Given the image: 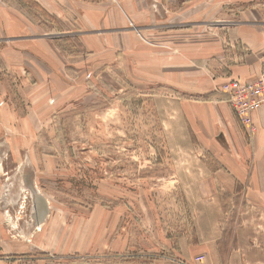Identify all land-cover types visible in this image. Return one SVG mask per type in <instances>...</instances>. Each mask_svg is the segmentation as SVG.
<instances>
[{"label": "rangeland", "instance_id": "1", "mask_svg": "<svg viewBox=\"0 0 264 264\" xmlns=\"http://www.w3.org/2000/svg\"><path fill=\"white\" fill-rule=\"evenodd\" d=\"M42 1H7L20 17L0 20V264H248L264 231L253 159L223 132L219 148L204 138L190 105L202 86L172 83L198 69L169 60L221 44L201 69L223 91L239 78L221 64L250 49L240 14L264 0L167 21L132 19L120 0Z\"/></svg>", "mask_w": 264, "mask_h": 264}, {"label": "crops", "instance_id": "2", "mask_svg": "<svg viewBox=\"0 0 264 264\" xmlns=\"http://www.w3.org/2000/svg\"><path fill=\"white\" fill-rule=\"evenodd\" d=\"M7 1L15 3L14 0H0V20L9 19L11 20L13 16L20 17L16 11H14L13 6H11ZM83 0L73 1V5L76 3H81ZM226 0H214V4L222 3ZM250 2L255 0H231L230 2ZM257 1V0H256ZM47 4H51L50 1L44 0ZM84 2V1H83ZM126 13L132 19L140 20H150V21H167L179 15L180 11L183 10L182 16L188 18H198L205 11L208 4H211L212 0H120ZM85 3L89 4L88 1ZM154 3H159L158 9H155ZM4 4V6L2 5ZM16 8V7H15ZM18 9H22L17 6ZM81 14L83 11H80ZM89 17L92 18H105V12L87 11ZM242 18L240 22V28L238 34L246 43L250 49L249 52H244L240 49L234 50L233 58L234 61L228 66H223L221 64V69L219 71L220 76L227 75L224 81L227 82L228 78H239L240 81H253L256 80L260 75V61L259 58L264 52V12L256 9L248 8L242 11L240 14ZM152 28H157L152 26ZM163 29V26L161 28ZM223 48L221 44L216 42H211L204 44L195 49L194 51H186L188 58L186 57H176L172 62L180 63L185 67H195L198 69V74L195 71H191L194 76L193 79L187 81L178 75L177 78L172 83H177L178 85H201L203 97L207 96L206 101H200L199 103H190L191 106L195 107L198 112V128L205 139L212 143L215 147H220L219 135L223 132L225 140L224 144H227L228 148L231 149V145L235 147L238 151V159H253L252 172L249 175V180L251 183L250 195L258 199L263 198L264 200V104L262 107L253 113V120L257 126V133L253 137L247 138L245 136V130H249L247 126L240 123L235 110L230 103L226 102L228 95L221 91L214 89L216 86L215 80L209 78L201 68V64L205 61L208 55L212 53L222 52ZM232 56V54H231ZM190 59L194 60L192 63ZM226 58L222 61L224 62ZM197 74V75H196ZM190 76V75H187ZM194 80V81H192ZM223 81V82H224ZM222 82V83H223ZM220 83V85L222 84ZM220 87V86H219ZM226 98V101L224 100ZM215 99L219 102H215ZM31 114V113H28ZM228 121H233L232 125L227 127ZM239 123L240 125H237ZM225 125L224 127L222 125ZM245 129H243L242 128ZM228 138H231L229 141ZM229 142V143H228ZM241 174V173H239ZM237 175L238 178H242L244 174ZM248 175H246V178ZM261 180V183L259 182ZM260 224V223H259ZM257 227H261L260 225ZM262 227L264 228V222ZM258 235V237H257ZM261 236V237H259ZM247 244V258L248 264L260 263L264 264V231L263 235L258 233L257 228L250 233V237ZM261 247L263 249V255H260V251L252 248ZM242 261V256L239 257V262ZM263 261V263H261Z\"/></svg>", "mask_w": 264, "mask_h": 264}, {"label": "built area", "instance_id": "3", "mask_svg": "<svg viewBox=\"0 0 264 264\" xmlns=\"http://www.w3.org/2000/svg\"><path fill=\"white\" fill-rule=\"evenodd\" d=\"M223 91L228 95L241 123L254 131L256 124L253 113L264 104V64L256 80H232L223 85Z\"/></svg>", "mask_w": 264, "mask_h": 264}, {"label": "water", "instance_id": "4", "mask_svg": "<svg viewBox=\"0 0 264 264\" xmlns=\"http://www.w3.org/2000/svg\"><path fill=\"white\" fill-rule=\"evenodd\" d=\"M41 209V208H40Z\"/></svg>", "mask_w": 264, "mask_h": 264}]
</instances>
